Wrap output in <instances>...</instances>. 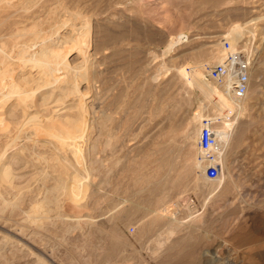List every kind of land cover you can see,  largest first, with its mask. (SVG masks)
I'll return each mask as SVG.
<instances>
[{"label": "rangeland", "instance_id": "1", "mask_svg": "<svg viewBox=\"0 0 264 264\" xmlns=\"http://www.w3.org/2000/svg\"><path fill=\"white\" fill-rule=\"evenodd\" d=\"M67 20L92 23L88 73L80 93L34 115L25 61L58 63L65 43L39 38L79 39ZM226 41L249 63L241 117L205 85L220 89L206 67ZM0 44V61L14 58L0 71L13 100L0 113V264H264V0H0ZM81 120L80 153L33 134ZM204 120L230 136L212 151L216 180L200 161Z\"/></svg>", "mask_w": 264, "mask_h": 264}, {"label": "bare ground", "instance_id": "2", "mask_svg": "<svg viewBox=\"0 0 264 264\" xmlns=\"http://www.w3.org/2000/svg\"><path fill=\"white\" fill-rule=\"evenodd\" d=\"M70 22H71L70 20H67L66 24L69 25V28H70L72 33L75 34L76 33L75 31H77V30L80 32L81 37L79 39H76V38L73 39V37H71V36H65V37L61 36V38H60L55 33L42 34V35H40V38H39L40 40L41 39H47V41L53 40L56 42V44L60 43L61 41L65 43V45L62 46V49L59 52L61 54V55L59 54L61 56V58H60V61L58 63H53V61L49 60V59L42 60L41 57H37L36 54L32 55L31 57H28L27 60L25 61V62L29 63V65H32L33 68H35V71L32 73V74H34V77H33V79L31 78L32 81H30V83L28 82L25 84V86H23V87L19 86V87H21V89H24V91H25L23 94L24 95L23 98L27 99V104L30 107H33L35 109L33 111L34 115L40 114V113H42V114L46 113L48 110L47 105H49L51 103H55L65 96H69V95H75L76 96L78 93H80L81 90L79 89L77 84L80 83L82 80H84L85 76L88 73L86 71V68L88 67V63H89L90 51L93 48V46H92L93 45V27H91L92 23H90V21H86L82 25L84 28L81 27L80 29H77V28H75L76 26L74 24L73 25L69 24ZM82 28H83V34L81 32ZM36 34H37V32H36ZM31 37L33 39V35H31ZM70 38H72V39H70ZM185 38L186 37L184 35L183 36L181 35L180 37H178V41L182 42V40H185ZM35 41H37V39ZM175 43H174V41H171V45H173ZM231 51H235V49L231 48ZM3 52H4V50L2 48V45L0 44V53H3ZM225 55H226V51H225V54L222 56L223 57L222 61H223ZM4 57H5L4 59L6 60V63H4V59H3V62H1L2 60L0 61V71L1 72H6L8 70V68L10 67V65L12 63H14V58L7 57L6 55ZM246 61L248 62V60H246ZM248 65H249V63H248ZM190 70H192V69H190ZM190 72H192V71H190ZM196 74L198 76H200V73H196ZM196 74H194V75L196 76ZM180 75L185 77L187 80L189 78L188 72L186 69L181 70ZM201 76H202V74H201ZM197 77H196V79H197ZM202 78H203V76H202ZM26 79H27V77H26ZM188 84H191V83H188ZM205 85H206L207 91L209 90L212 93L214 101L216 100V102H218L219 105H221V107H223V109H225V112L227 110H229V113H230V111L232 112V110L235 109L238 112V117L243 116V114L247 110L246 98H245L246 96L241 100H237L232 93L230 85H228V84L224 85V86L216 84L217 86L220 87V89H217V87L210 85L209 83H206ZM0 88H1V84H0ZM10 102L11 103L13 102L12 95L11 94H5V93L1 94V92H0V113L2 111L5 112L7 107H9ZM81 102H82V108H84V110H86L87 104L84 101H81ZM232 116H233V114H232ZM226 117H228V116H226ZM226 117L224 119H226ZM19 122H20L19 119L10 120L7 124L8 128H11V130H17L21 125V122L20 123ZM86 125H87V121L82 122V120L78 123L77 126L58 127L56 125H46L45 126L42 124L41 125L37 124V125H33V128L35 129L33 134L37 137L36 140L39 141V137L41 136V133L48 132L50 134L51 138L54 137L58 141H60L61 143L62 142L66 143V141L71 142L72 146L74 148V149L72 148V150H74L73 152H75V150H76V152L80 153L82 151L81 148L84 146V144L88 138V137L86 138V135H85V132L87 131ZM202 125H203V122H202ZM226 131L216 130V133H217V137H218L219 142L222 144L228 145V143L230 142V136H229L228 132H226ZM5 133L10 134L9 131H6ZM199 134H200V129L198 132V141H199ZM74 156H76V155H74ZM66 171H68V170H66ZM45 175H47V174H45ZM208 179H205V181H208ZM11 188L13 190L14 186H12ZM24 190H28V189L24 188ZM11 200H13V199H11ZM166 234H168V233H166ZM188 234H189V232H188ZM170 235H173V233L172 234L170 233ZM225 243H227V242H225ZM228 250L229 251L227 252V254H229L230 252H233V253L237 252L235 249L231 250L228 248ZM231 256L230 257H227V256L223 257L221 259V263L222 264H230L229 261H231L233 264V262H236L237 261L235 259L236 257L234 256L235 258L231 259ZM234 259H235V261H234ZM253 260H255V259H253ZM242 261H243V259L242 260L240 259V261H238L237 264H241ZM261 261H259V262H261ZM257 262L258 261H256V264L259 263V262L258 263ZM249 263H251V262H249ZM249 263H247V264H249ZM261 263H263V262H261Z\"/></svg>", "mask_w": 264, "mask_h": 264}, {"label": "built area", "instance_id": "3", "mask_svg": "<svg viewBox=\"0 0 264 264\" xmlns=\"http://www.w3.org/2000/svg\"><path fill=\"white\" fill-rule=\"evenodd\" d=\"M227 54L222 62L206 67L209 79L218 85H230L232 93L237 100L243 99L249 90L250 79L248 62L244 56L236 51H231V45L226 41ZM218 144V137L212 128L210 120H204L200 128L198 146L200 161L205 164L206 176L216 180L220 175L221 166L215 160L212 151Z\"/></svg>", "mask_w": 264, "mask_h": 264}]
</instances>
